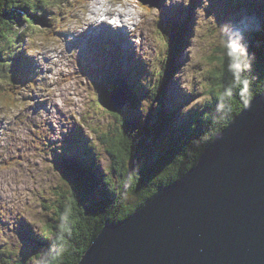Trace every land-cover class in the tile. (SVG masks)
I'll return each instance as SVG.
<instances>
[{
	"label": "rangeland",
	"instance_id": "obj_1",
	"mask_svg": "<svg viewBox=\"0 0 264 264\" xmlns=\"http://www.w3.org/2000/svg\"><path fill=\"white\" fill-rule=\"evenodd\" d=\"M233 1H236L235 6L238 5L234 10L235 16L242 18L247 13L243 3L252 2ZM257 1L255 3L261 5L260 8L264 7V1ZM70 3L68 9L66 5H61V12L57 10L60 3L56 5L57 7L53 5L48 11L49 15L54 13L61 15L60 23L53 27V31H56L55 36L49 38L50 32H47L43 26H38L37 30L28 29L27 33L26 29L22 30L23 25L19 28L20 32H24L19 49L25 51L26 56L28 55L32 60L30 73L33 79L36 78V87H23L24 89L18 90L13 83H0L2 98L0 99V244H4L3 240L11 243V247L17 249L13 258L27 264L34 262L36 264L32 246L37 244L33 239H29L20 246L22 243V240L19 243L22 235L20 230L29 228L37 238L42 230L41 224L50 218L48 214L52 203L56 205L59 199L64 197L66 185L62 176L67 174H62V164L55 163L62 160L58 153H54L56 149L60 150V146L65 147V139L69 135L77 129L82 136L90 140L97 162L104 169L110 166V157L106 151L108 145L99 140L100 134L105 132L106 138L113 140L117 128L120 127L118 116L126 120H131L137 115L148 118L149 112L146 111V107L151 104L154 106L150 115L151 132L153 136H158L157 142H154L153 136L147 137L138 152L149 155L150 148L156 147L158 143L161 145L159 140L167 136L166 132L160 129L154 133V129L161 127L160 124H155L158 117L165 122L168 116V121H171L170 113L175 112L173 116L179 120L176 119L174 123L183 122L186 116L194 113V109L206 104L207 90L213 84V75H221L220 71L224 69L222 62L215 58V55H219L215 49L218 50V46L223 44L225 25L230 23L223 17V14L229 15L224 9L223 0H195L194 5V0H159L158 6L148 7V10L144 9L145 5L137 0H90L88 5L85 0H70ZM229 5L233 4L227 6ZM125 8L127 9L124 10ZM177 10L185 12L182 17L190 22L191 32L185 50L181 54L183 56L179 69L173 72V77L170 79L171 89L169 87L165 89L167 96L162 100V105L158 106L151 100V102L143 101V105L135 110L129 104L116 107L117 111L105 109L99 102L97 91L94 90L97 74L92 71L101 68L100 61L92 58L93 62H89L90 64L80 65L79 54L83 49V42L75 39L73 35L77 33L83 36L85 28L90 23L74 30L72 27L84 21L86 17H94L95 21L99 22L105 14L113 17L109 18L113 25H115L113 21H118L115 19L118 13L122 12L121 21V18H131L127 19L125 25L136 31V39L135 37L133 39L132 31L124 29L122 34L114 31L115 28H111L114 26L107 23V25L103 24L102 28L117 32L115 37L126 40L127 46L123 40L114 44H110L113 40L107 41L106 46L110 50L116 48L123 57L119 59L120 63L113 65L114 69L127 72L120 76L122 88L125 89L130 84L129 72L140 74L142 68L141 82L151 83L146 84L149 90L147 98H150L151 90L163 81L162 71L166 70L168 64L164 63L167 59L166 46L161 40L162 36L158 37L160 34L154 21L160 17L167 20L168 16H172V11L177 12ZM216 12L218 13L215 14ZM131 13H134V16H131ZM131 21L134 22L129 23ZM92 36L90 33L84 36V39L91 40L94 46L92 53L85 52L90 57L97 51V41L93 40ZM107 36L110 37L111 34ZM123 45L125 47L121 48ZM136 49L137 54H135ZM130 50L134 58L129 57L128 62L125 59L127 55L123 52ZM114 60L115 58L110 55L109 64L106 62L103 64L106 68L112 69ZM136 122L134 124L138 128L143 126L144 122ZM128 123L133 125L130 121ZM71 151L73 154L77 153V149Z\"/></svg>",
	"mask_w": 264,
	"mask_h": 264
},
{
	"label": "trees",
	"instance_id": "obj_2",
	"mask_svg": "<svg viewBox=\"0 0 264 264\" xmlns=\"http://www.w3.org/2000/svg\"><path fill=\"white\" fill-rule=\"evenodd\" d=\"M250 1L246 2L247 13L242 18L235 16L236 1L225 3L224 9L229 15L221 14L231 24L226 23L223 44L215 49L219 53L215 58L222 62L224 69L221 75H213L206 104L194 109L183 122L174 123L179 120L173 116L175 112L170 113L171 121L162 122L158 117L155 124L161 127L154 129V133L160 129L167 136L159 140L161 145L150 148L149 155L138 152L147 137L153 136L150 115L154 106L151 104L146 107L148 118L137 115L128 119L133 125L117 115L120 127L113 140L106 138L105 132L100 134L99 140L108 145L109 167L99 166L92 144L78 131L62 151L55 150L54 154L58 153L66 164L55 162L62 164V174H67L62 176L65 195L56 205L52 203L50 218L41 224L38 246H32L36 264H77L106 222L122 221L157 189L173 183L194 166L208 143L246 106L241 96L244 81L248 82L250 100L264 91V7L255 4L257 0ZM70 4V0H0V83H13L18 90L36 87V80L26 71L31 70L32 60L19 49L24 34L19 28L23 25L22 30L26 29L27 33L28 29L43 26L50 32L49 37L55 36L53 27L60 23L61 15H49L48 11L55 5L61 12V5L68 9ZM144 9L149 8L145 5ZM165 24H161L163 29L158 24L157 28L166 45L168 64L162 71L163 81L149 93L158 106L166 98L165 89L190 33L189 26H181L178 20ZM237 63L239 68L235 67ZM148 91L144 87L137 89V96L128 102L133 110L140 108ZM99 102L105 109L118 110L102 99ZM136 121L144 122L143 126L138 128ZM157 138L153 136L154 142ZM74 149H77L75 154L71 151ZM15 252L6 247L0 250V264H27L13 258Z\"/></svg>",
	"mask_w": 264,
	"mask_h": 264
},
{
	"label": "water",
	"instance_id": "obj_3",
	"mask_svg": "<svg viewBox=\"0 0 264 264\" xmlns=\"http://www.w3.org/2000/svg\"><path fill=\"white\" fill-rule=\"evenodd\" d=\"M121 82L115 73L101 79L103 102L123 106ZM77 264H264V91L196 165L122 221L106 222Z\"/></svg>",
	"mask_w": 264,
	"mask_h": 264
},
{
	"label": "bare ground",
	"instance_id": "obj_4",
	"mask_svg": "<svg viewBox=\"0 0 264 264\" xmlns=\"http://www.w3.org/2000/svg\"><path fill=\"white\" fill-rule=\"evenodd\" d=\"M258 2V1H257ZM258 6H261V5H258ZM67 15V14H66ZM131 16H134V13H131ZM95 19L96 18H94V17H90V18H87L86 17V19L84 20V21H82V22H78V24H75V26H73L72 27V30H74V29H77L78 27H85V25L86 24H88V23H90V25L88 24V27L87 28H85V34L83 35V36H79L77 33H74L73 35H74V37H75V39H80V40H82V42H83V44H85L86 45V49L89 47L88 45H87V41L84 39V36H86L87 34H89L90 33V35L92 36V38L93 39H98V38H101V35L103 34V37L104 36H107L109 33L111 34V36H110V38H113V41H110V44H114L115 42L117 43H121V40H123V41H125L126 42V40H124V39H121V40H119L117 37H115V35L117 34V32H114V31H118V32H121L122 34H123V30L124 29H126V27H125V22H127V19L128 20H130L129 18H121L122 19V21L120 20V24H117V25H121V27H117L116 26V28L114 29V31H112L111 29H108V28H106V29H104V28H102V25L104 24V25H107V24H105V19H102L101 21H99L98 22V20L97 21H95ZM117 19V18H116ZM161 24V23H160ZM81 25V26H80ZM129 31H132V33H133V39H134V37L136 36V32H134L133 30H131V29H128ZM190 31H191V29H190ZM108 37V36H107ZM120 37H122V36H120ZM158 37H160V36H158ZM50 38V37H49ZM52 38V37H51ZM56 38V37H55ZM123 38V37H122ZM132 39V40H133ZM135 39H136V37H135ZM88 40V39H87ZM106 45H108L107 43H106ZM116 47H117V45H115ZM126 46H127V42H126ZM132 46H134L133 44H132ZM83 52H84V54H85V51L83 50ZM100 63V66H101V70L102 71H106L108 68H106L105 66H104V64H103V62H99ZM103 65V66H102ZM88 68V67H87ZM91 70H92V68H91V66L89 67ZM178 69H179V67H176V69L174 70L175 72H177L178 71ZM115 70H119V69H116L115 68ZM92 71H97V72H100V70L97 68V69H94V70H92ZM121 74H122V72H121ZM123 75V74H122ZM235 116H237V115H235ZM235 116L233 117V119L235 118ZM227 126V125H226Z\"/></svg>",
	"mask_w": 264,
	"mask_h": 264
},
{
	"label": "clouds",
	"instance_id": "obj_5",
	"mask_svg": "<svg viewBox=\"0 0 264 264\" xmlns=\"http://www.w3.org/2000/svg\"><path fill=\"white\" fill-rule=\"evenodd\" d=\"M233 52H235V49L233 50ZM239 64H235V67L239 68ZM239 78V77H237ZM241 96L243 98V103L245 105H247L249 103V100H250V95H249V88H248V82L247 81H244L243 82V88H242V92H241Z\"/></svg>",
	"mask_w": 264,
	"mask_h": 264
}]
</instances>
